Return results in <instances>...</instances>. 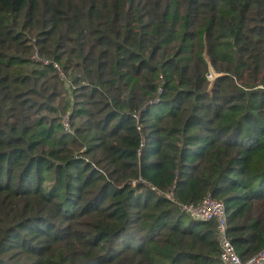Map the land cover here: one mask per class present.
Instances as JSON below:
<instances>
[{
    "label": "trees",
    "instance_id": "trees-1",
    "mask_svg": "<svg viewBox=\"0 0 264 264\" xmlns=\"http://www.w3.org/2000/svg\"><path fill=\"white\" fill-rule=\"evenodd\" d=\"M206 193L264 247V0H0V264H224Z\"/></svg>",
    "mask_w": 264,
    "mask_h": 264
},
{
    "label": "built area",
    "instance_id": "built-area-1",
    "mask_svg": "<svg viewBox=\"0 0 264 264\" xmlns=\"http://www.w3.org/2000/svg\"><path fill=\"white\" fill-rule=\"evenodd\" d=\"M36 57V56H35ZM43 63L51 62L49 59H40ZM52 66L58 71L60 77L62 73L56 62H51ZM210 76V74H208ZM61 123L65 129H68L67 112L61 117ZM164 195L172 199V192H165ZM180 210L194 219H213L215 229L219 238L220 259L224 264H264V247L255 254L241 260L236 254L232 244L225 234L226 222L223 204L219 199L214 198L211 194L206 193L197 203H184L179 205Z\"/></svg>",
    "mask_w": 264,
    "mask_h": 264
}]
</instances>
